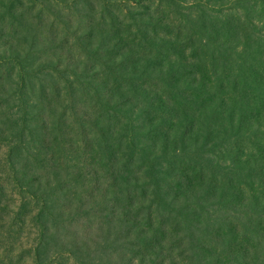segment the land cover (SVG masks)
Segmentation results:
<instances>
[{"label":"trees","instance_id":"obj_1","mask_svg":"<svg viewBox=\"0 0 264 264\" xmlns=\"http://www.w3.org/2000/svg\"><path fill=\"white\" fill-rule=\"evenodd\" d=\"M0 125V264H264V0H0Z\"/></svg>","mask_w":264,"mask_h":264},{"label":"rangeland","instance_id":"obj_2","mask_svg":"<svg viewBox=\"0 0 264 264\" xmlns=\"http://www.w3.org/2000/svg\"><path fill=\"white\" fill-rule=\"evenodd\" d=\"M147 4H151V8L153 7H156L157 6V3L155 2V1H153V2H151V3H149V2H147ZM123 8V7H122ZM122 8H120V17L122 18V19H126L125 18V11H124V9H122ZM131 8H135V9H137L138 11L141 9L143 12H144V9L143 8H140V6H131ZM153 8H152V10H153ZM162 8H164V6H162ZM132 10V9H131ZM164 10H165V12H167V15L169 14V20H173L174 18H177V16H174V14H172V13H169V11H166V9L164 8ZM156 16H158V13H154ZM135 17H138L139 19L140 18H146L145 16L143 17V16H141V15H134V18ZM51 19V18H50ZM175 20V19H174ZM172 21L174 24H176V21ZM125 22L126 23H131L132 24V26H135L136 27V25H135V21H133V20H131L130 21V19H126L125 20ZM143 26L144 27H142V28H146L147 29V31H148V34L150 35V36H152V28L151 27H146V25H144L143 24ZM62 28V27H61ZM125 29L126 28H128V27H124ZM181 29V28H180ZM56 30H57V32L60 30V28H56ZM127 30V29H126ZM171 31H175V29H173V28H171L170 29ZM131 32L132 33H134L135 31H134V29H132L131 30ZM156 32H158V33H163L162 31H157L156 30ZM59 33V35L61 36V37H63L64 36V34L63 33H60V32H58ZM68 36V35H67ZM121 37L123 38V40L124 41H127L128 39H130V37H129V35L125 32V31H123V32H121ZM97 40H99V38L97 39ZM97 40L95 39L94 41H93V43H94V45H96L98 42H97ZM15 42H19L18 40H16L15 39ZM69 43L71 44V48L70 47H65V51H67V50H70L71 49V51H72V53H71V59H69L67 56H64V57H62L61 59H59V61H54V63H55V65H57V62H60V61H62V65L61 66H65V67H67L68 65H70V64H72L74 61H79L80 60V57L78 56L79 54H80V45L78 44V40H76V39H74V38H70V40H69ZM40 45V44H39ZM39 45H38V47H39ZM82 46L83 47H85V43H83L82 44ZM26 50H29V48H27ZM75 53H77V54H75ZM118 53H123V52H118ZM126 54L127 53H123V56H117V54H116V59L118 60V61H121V60H125V58H124V56H126ZM111 55V54H110ZM110 55H108V56H110ZM32 56V55H31ZM36 56V60H35V57H33L32 56V60H31V62H33V65H29V67H31V68H33L34 70H37L38 69V72H41V70H42V72L43 73H41L42 74V76H41V78L42 79H40V80H37V82H34L33 81V83H34V85L36 86V87H38L39 85H41L42 87H49L52 83L49 81V78H48V76H46L45 74H46V72H47V68H46V70H44L43 69V63H42V65H40V67H39V61H40V58L41 57H43V58H49L50 56H49V54L48 53H43V54H36L35 55ZM82 59H84V55H83V53H82ZM82 59H81V61H82ZM108 59V61H106V65H100V63H96V65L97 66H95V68H94V72H96V74L97 75H99L100 77H102L101 76V73L102 74H105V75H107V77H108V75L109 74H111L107 69H106V67L108 66V67H113L114 66V64H115V61L114 62H112L113 60H111V58H107ZM125 62L127 63V67H128V69H133L135 66H137L134 62H132V61H129V60H125ZM152 62V57L151 56H149V57H147V60L145 61V63H147V64H150ZM136 71H139V73L142 75V71L143 72H150L151 71V69L148 67L147 69H145V70H143V69H140V68H138V69H136ZM56 73V72H55ZM57 75L59 74V73H56ZM54 75V74H53ZM55 76V75H54ZM55 77H57V76H55ZM58 78V77H57ZM109 78H112L111 77V75L109 76ZM124 81V80H123ZM123 81H120L119 83H121V82H123ZM56 82V81H55ZM57 83L60 85V87H66V85H65V83L63 82V81H60L59 79H57ZM119 83H117V84H119ZM121 86H122V88L123 89H125V90H128V89H130L131 88V86H130V83H129V81L128 80H125V82L124 83H122V84H120L119 85V88H121ZM12 97L13 98H16L14 95H12ZM93 101V100H92ZM16 102V101H15ZM89 102V101H88ZM1 104H4V103H1ZM68 105H70V102H67V101H64V106H68ZM88 106V105H87ZM88 109V108H87ZM60 109H58V111H59ZM89 112H92L93 113V109H90V111ZM70 113H71V110H66V114H68V115H70ZM52 121L55 123L56 121H57V119H52ZM80 121H81V119H80ZM76 123H78L77 121H75V124L73 125V126H77L76 125ZM0 128H2V126L0 125ZM91 132H94L93 130L91 131ZM76 140L77 141V139H76V137H74L73 136V140ZM79 144H81V143H79ZM140 176H141V178H143L142 177V174L140 173Z\"/></svg>","mask_w":264,"mask_h":264}]
</instances>
